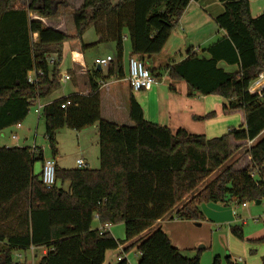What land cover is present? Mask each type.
Masks as SVG:
<instances>
[{"label": "trees", "instance_id": "1", "mask_svg": "<svg viewBox=\"0 0 264 264\" xmlns=\"http://www.w3.org/2000/svg\"><path fill=\"white\" fill-rule=\"evenodd\" d=\"M190 1L82 0L75 8L64 0H0V132L21 123L31 107L57 88L64 43H81L88 27L95 28L98 42L114 43L117 59L106 75L96 69L89 73V94L50 102L40 113L54 157L60 129L96 124L98 168L56 164V182L46 188L42 148L0 147V264H103L107 251L125 243L137 249L138 264H200L199 253L182 255L155 222L174 210L172 218L198 223L203 220L202 202L242 205L264 200V97L248 92L264 72V13L252 16L249 0H218L223 12L215 22L225 35L203 49L208 58L189 48L185 57L163 69L170 79L184 81L189 94L222 97L224 111L242 113L241 127L213 137L183 128L173 131L146 120L133 96L132 125L101 118L99 85L113 74L123 77L124 35L132 55L144 62L161 52ZM62 9L68 10L60 16ZM66 15L73 35L66 30ZM55 17L54 25L46 22ZM221 60L239 69L224 71L217 66ZM39 69L43 75L28 82V73ZM148 69L158 77V69ZM65 100L71 104L61 108ZM243 147L246 163H228ZM36 162L42 165L37 174ZM252 171L258 175L251 177ZM96 219L123 223L124 238L93 229ZM232 232L242 237L241 228ZM41 248L45 252L34 254L36 262L13 260L15 252ZM227 262L234 264L229 256ZM116 264L129 263L122 258ZM212 264H219V257Z\"/></svg>", "mask_w": 264, "mask_h": 264}, {"label": "crops", "instance_id": "2", "mask_svg": "<svg viewBox=\"0 0 264 264\" xmlns=\"http://www.w3.org/2000/svg\"><path fill=\"white\" fill-rule=\"evenodd\" d=\"M64 1H67L70 6L75 8L78 7L82 2V0ZM253 2L256 3L255 11L252 10V6L254 7V5H252ZM249 3L252 16H257L261 13H264V0H249ZM67 10L68 9L60 10L59 15L61 16V14ZM222 12L223 5L218 0L190 1L178 19L177 25L171 32L161 52L144 59V63L148 68L158 69L155 74L158 75L157 78L159 82L149 88L139 91H133L125 80V76L127 75L128 61L130 57H133V55L131 53V46L129 45L128 49V45H124V41L128 42L129 40L128 36L124 35L123 46L124 49L126 48V58L123 52V58H125V63L122 59L123 77L116 78V75L113 74V76L99 85L98 91L100 96L101 118L118 125H132L133 123L129 117V99L130 96H133L135 101L140 105L143 116L146 120L158 125L167 126L173 131L178 128H183L189 133H200L213 137L217 136V133L219 132L225 131L226 133L232 128L241 127L243 124L242 113L239 111H224L223 105L226 103V101L222 97L217 95L189 94L188 87L184 81L170 79L167 75V72L163 70L167 65H170L173 62H178L183 57H185L186 51L189 48H192L199 57L208 58V52L204 51L203 49L225 35V31L221 29L215 22V18ZM30 16L32 18H38L33 13H31ZM65 17L68 16L66 15ZM65 17L63 18L64 24L66 21ZM57 18L58 17H55L51 20H47L46 22L53 23L54 25L57 21ZM73 34L69 33V35ZM33 37L35 38L36 34H33ZM83 37L84 35L82 36V44L85 43ZM99 38L100 36H97V39ZM70 42H74V45H68ZM206 43H208L207 46L202 48L201 45H206ZM79 44L80 41L78 40H71L64 43L62 59L59 64L58 86L46 99L38 101V105L41 107L50 102L64 99L74 94H89V73H91L93 69H96L101 71L102 75H106L109 70L115 67L117 59L115 54V45L113 42L107 43L106 49L99 51L96 54L93 59V65L91 66L93 68H91L87 63L84 52L82 51V48H80L81 44ZM107 56L112 57V61L109 63V65L99 66L100 69H97L98 65L95 64V60ZM217 66L226 72H235L239 69L238 64H228L222 60L217 63ZM66 75L68 76V79L64 80V76ZM165 80L167 81L165 82ZM30 111H32L33 115L35 116L33 125H35L36 129L38 128L37 126L39 121H43V119L40 117V113L36 111V106L33 107V109L30 108L29 112ZM209 112L217 113V119L211 120L208 124H206L207 129H209L207 130L204 128V120L201 117ZM26 118L21 123L13 126V131H10V133L7 131L5 132L7 128L0 132V147L9 148L30 146L28 141L33 136L32 125L27 122ZM217 120H220V123L214 124V121ZM64 130H66V128H62L57 132L56 138L58 140V148H60L62 151L60 143L64 139L75 141L76 144L71 153L75 157L73 165L68 166L65 163L62 154L64 151H60V156H58V153V155L55 157L52 156V154L50 156H46L44 154V158L53 157L55 163L61 168H76L77 159H82L87 164L88 168H98L99 149L97 125L94 124L81 130L69 129V131H67L70 132L68 136L66 133L61 135V132ZM32 146L42 148L36 144H33L30 147ZM41 166L42 165L40 164V170ZM63 186L66 188L68 183H65ZM218 204L228 203L218 202ZM173 216L174 210L165 217L157 220L154 224V227H160L168 235L172 245L177 248L182 255L185 256V254L182 252L183 249L185 247L191 246L193 242L184 234H177L174 230L176 227L184 228L189 227V224L196 223L178 220L176 218H172ZM101 226L102 224L99 223L97 219L92 222L93 229L99 230ZM111 226L112 225L109 226V232ZM127 245L128 243H125L121 246L124 247ZM30 251L32 258H35L34 254H36L37 251H41L40 254H43L45 249L41 248L35 251L34 249H30Z\"/></svg>", "mask_w": 264, "mask_h": 264}, {"label": "rangeland", "instance_id": "3", "mask_svg": "<svg viewBox=\"0 0 264 264\" xmlns=\"http://www.w3.org/2000/svg\"><path fill=\"white\" fill-rule=\"evenodd\" d=\"M112 1L115 2L116 0ZM252 5H254V7L252 6V10L255 11L256 3L253 2ZM67 18L68 17H65L66 30L67 32L73 34L74 30L72 28L71 22ZM83 35V39L85 41V43L83 44L87 46H85L82 51L84 52L87 63L91 67L93 65V59L96 54L99 51L105 50L107 47V43L111 42H98L97 33L93 26L88 27ZM73 43L74 42H70L68 43V45L73 46ZM129 43V40L128 42L124 41V45H128V49L130 45ZM207 44L208 43H206V45H201L202 48L207 46ZM80 48H82V46ZM125 49L124 55L126 58ZM125 58H123L124 63ZM166 81L167 80H165V82ZM31 109H33V107H31ZM216 114L217 113H214L212 116L203 119L205 125L204 128L207 129L206 124H208L209 121L217 119ZM26 119L27 122L32 125L33 132V136L29 139L28 144L30 146L33 144L41 146L43 149V153L46 156H50L51 151L48 148L47 141L44 137L43 121L40 120L37 126L38 128L35 129V125H33L35 116L33 115L32 111L28 113ZM216 123H220V120L214 121V124ZM6 131L9 133L10 131H13V126L7 128L5 132ZM67 131H69V129L67 130L66 128V130L61 132V135L66 133V135L68 136L70 132ZM223 133H225V131L217 133V136H220ZM206 136L211 137L208 135ZM251 143L252 141L247 145H250ZM75 144L76 143L74 140L64 139L60 143L62 151L60 150V148H58V156H60V151H64V153H62L63 158L68 166L73 165V161L75 159L74 155L71 154ZM244 149L245 147L241 148L240 150H235L228 163H232L235 160L238 161V165H243L244 163H246L244 162L246 160V156H244L243 154ZM34 172L36 174L40 172L39 162L35 163ZM210 180L211 178H209L207 181ZM200 209L203 214V220L199 221V224H189V227L184 228L176 227L174 230L177 234H184L193 242L191 246L185 247L183 249L182 252L183 254H185V256H193L199 253L200 264H212L213 259L216 256L219 257V264H228V256L230 257V261L232 263L264 264V258H262L264 257V200H262L259 204H256V202L254 201L246 202L245 206L236 204L234 202H230L228 204L202 202L200 204ZM234 227L241 228V238L236 236L232 232V229ZM110 234L115 239L122 240L124 238L123 223L112 225L110 228ZM40 253L41 251H37L36 255H40ZM117 256L126 259L129 264H138L139 253L137 249L135 247H123L121 245L117 249L109 250L106 252L105 261L103 264H116ZM24 259H26L27 263H32L36 262L38 258H32L30 250H27L25 252L19 251L13 253L14 261L23 262Z\"/></svg>", "mask_w": 264, "mask_h": 264}, {"label": "built area", "instance_id": "4", "mask_svg": "<svg viewBox=\"0 0 264 264\" xmlns=\"http://www.w3.org/2000/svg\"><path fill=\"white\" fill-rule=\"evenodd\" d=\"M53 58H51L50 62H53ZM112 61L111 56L98 58L95 60V64L98 66H108ZM43 75V71L41 69L36 71H31L28 73L27 80L30 83H35L37 76L40 77ZM68 76H64V80H67ZM125 80L127 81L129 87L133 91H139L142 89H146L155 85L159 82L158 78L155 77L149 71L148 67L145 63L138 57H130L128 61L127 75L125 76ZM248 92L251 94L258 95L259 97H264V73H261L256 80H254L248 87ZM71 104L70 100H65L61 103V108H66ZM42 107L40 105H36V111L41 113ZM15 137V136H14ZM76 165L78 168H87V164L82 159H77ZM55 160L50 158H45L42 166V182L46 188H51L54 186L56 182L55 177ZM251 177H256L257 171H252L250 173ZM246 203L242 204L245 206ZM110 224H102L99 228V231L102 233L104 231H108ZM120 256H117V260H121Z\"/></svg>", "mask_w": 264, "mask_h": 264}, {"label": "water", "instance_id": "5", "mask_svg": "<svg viewBox=\"0 0 264 264\" xmlns=\"http://www.w3.org/2000/svg\"><path fill=\"white\" fill-rule=\"evenodd\" d=\"M97 69H100V67L98 66ZM260 202H261V201L258 200V201H256V204H259ZM196 224H199V223H196ZM234 264H237V263H234Z\"/></svg>", "mask_w": 264, "mask_h": 264}]
</instances>
